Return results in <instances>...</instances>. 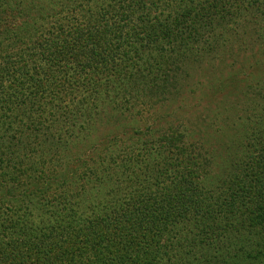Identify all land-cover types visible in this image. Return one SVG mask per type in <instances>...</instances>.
<instances>
[{
  "label": "trees",
  "instance_id": "1",
  "mask_svg": "<svg viewBox=\"0 0 264 264\" xmlns=\"http://www.w3.org/2000/svg\"><path fill=\"white\" fill-rule=\"evenodd\" d=\"M242 9L252 16L264 15V0H0V183L22 193L20 198H27V206L35 202L55 208L49 216V232L42 233L39 242L24 238L25 250L23 241L20 248L16 247L15 222L0 218V235H10L6 244L19 250L6 252L0 239V264H264V88L256 94L261 120L256 123L253 144L258 148H251L253 156L244 162L236 155L226 160L229 164L221 176L223 184L213 180L216 196L204 185L206 167L213 172L212 159L199 163L193 157L186 158L181 160L183 171L169 175L168 187L161 188V180L142 182L154 190L146 187L135 195H122L118 187L110 194L108 205L103 204L94 217L86 219L78 216L74 208L78 204L70 206L69 201L80 197L86 209L85 202L97 201L107 188L114 189L110 186L116 185L111 184L115 156L107 153L114 141L106 135L101 137L96 141L100 148L92 155L90 147L84 151L73 137L63 139L66 144L61 139L55 143L49 159L60 154L56 147L68 150V145L74 144V149L82 148L77 160L69 159L66 166L76 179L65 178L66 170L55 177L68 180L66 192H57L54 187L63 185L55 180H44L45 174L38 173L36 163L14 159L22 150L27 153L29 131L45 118L43 110L35 115L39 105L33 99L40 89L54 95L53 104L58 99L60 107L59 117L47 120L49 127L63 121L83 128L90 118L97 119L89 107L90 97L99 95L101 85L102 78L94 83V77L103 75L95 70L96 60L114 69L116 61L129 64L133 56L146 53L150 64L144 61L142 67L136 66L137 71L152 75L154 93L168 94L179 85L176 74H187L186 61L197 59L198 50L212 52L215 44L205 35L219 30L221 36ZM54 16L56 21L52 19L48 26L47 20ZM215 42L220 43L218 37ZM176 62L180 70L174 67ZM152 67L161 70L163 79L158 72L154 77ZM69 70L80 76L76 87L81 86L86 93L80 100H65L67 96L58 83V78L68 80L64 71ZM38 73H44V80L25 86L24 82L32 81L33 74ZM87 76L92 78L86 80ZM236 76L234 73L227 78L235 82ZM225 82L213 81L206 92L216 94ZM19 125L28 129L26 135L17 128ZM244 144L239 142L236 149L243 151ZM256 149L260 151L255 156ZM180 151V155L185 153ZM134 162L138 160L128 157L123 166L127 180L119 186L129 188L134 176L145 177ZM238 171L243 175L239 183ZM233 180L235 185L242 184L239 189L233 188ZM52 189L55 196L39 200ZM182 220L191 227L180 225ZM169 225L172 230L163 234Z\"/></svg>",
  "mask_w": 264,
  "mask_h": 264
},
{
  "label": "rangeland",
  "instance_id": "2",
  "mask_svg": "<svg viewBox=\"0 0 264 264\" xmlns=\"http://www.w3.org/2000/svg\"><path fill=\"white\" fill-rule=\"evenodd\" d=\"M50 18H48L50 21L46 19L48 26L52 19L53 22L56 21L55 16ZM226 28L222 30L221 36L217 34L219 30L205 35L206 40L210 39L215 44L212 46V52L206 54V50H198L197 59L193 58L189 63L186 61L188 64L187 74L179 72L176 74L175 79L178 80L179 85L175 90H170L168 94L154 93L150 85L152 75L147 77L145 72L137 71L136 66L142 67L144 61L150 64L146 53H142L138 57L133 56L129 64L116 61L114 69L106 62L102 63L96 60L94 62L95 70L103 75L98 74L97 78L94 77V83L101 77L99 84L102 86L100 85L99 95L96 98L95 96L90 97L89 107H92L91 113L94 112L97 119L90 118L82 125L83 128H79V124L63 121L49 127L47 120L53 121L59 117L60 107L57 105L58 99L53 104L54 95L49 96L48 92L43 93L40 89L33 99L39 105L35 115L43 110L45 118L40 119L42 123L36 122L34 131H29L30 147L27 153L22 150L17 153L14 159L36 163L38 173L41 171L45 174L44 180H55L57 184L63 185V187H58L59 185L54 187L57 192H66L70 185V183L65 185L68 180L63 181L55 177L60 176L59 173L66 170L65 178L76 179V174L68 170L66 166L69 159L77 160L76 157L80 155L82 149L80 147L84 146V151L90 147L92 155L100 148V142L96 144V141H99L101 137L106 135L110 141H114L107 152L115 156L113 158V174L111 175L114 177L111 184L116 183V185L110 186L114 189L107 188L97 201L85 202V205L88 206L86 209L82 206L84 203L80 204V197L69 201L70 206L78 204L74 205L78 216L82 215L86 219L94 217L103 204L108 205L112 198L110 194L118 187L122 190L120 191L122 195L134 194L137 191L141 192L146 187L150 188L148 184H142V182L161 180V188L168 187L170 185L169 175L175 173L176 170H182L184 163L181 160L186 158L193 157L199 163L202 159L203 161H207L208 158L212 159L213 172L209 167H206L208 175L205 177L204 185L211 195L216 196L218 192L213 187L215 185H212L213 180L223 184L221 176L229 164L226 160L230 156L234 158L236 155L240 162H244V160L252 158L251 148L252 150L258 148V144H253L255 143L256 135L253 132L257 127L256 123L261 120V113L256 110V104L260 102L256 94L259 89L264 88V15L252 16L247 9H242L239 17L234 15L233 20ZM103 30L104 28H100L101 32ZM216 37L220 40L218 45L215 42ZM187 55L188 59H191L190 51ZM175 66H178L180 70L177 62L174 64ZM151 71L154 77L158 72V75H161L160 77L163 79L164 76L160 69L152 67ZM64 72L69 74L68 80L63 82L58 78V83H60L63 94L67 96L65 100L68 98L70 101L74 97L80 100L84 92L81 86L76 87L79 74L72 70ZM234 73H237L236 78L238 79L235 82L227 78L228 75ZM132 77L135 78L132 79ZM44 78V73L33 74L32 81L28 79L24 83L25 86H28L38 79L43 81ZM91 78L87 76L86 80ZM215 80L226 81L225 86H221L216 94L210 96L206 92V87ZM88 84L93 85L90 81ZM48 87H46L47 90ZM30 90L33 89L30 88ZM84 94L86 96V93ZM245 98L247 99L245 100ZM64 105L66 104L63 103ZM10 117L12 120L13 114ZM245 117L246 119H244ZM24 121H27L26 117H24ZM17 122L16 119L14 124ZM17 128H20L24 135L28 132L24 126L19 125ZM244 128L247 129V133ZM25 137L21 138V142ZM68 137L75 138L78 141L76 145H80V147L74 149L76 146L74 144V146L68 145V150L56 147L60 154L49 159L55 143L61 139V143L66 144L63 139ZM41 142H45V145ZM239 142H245L243 151L236 149ZM180 150H184L185 153L180 155ZM259 151V149L253 151L255 156ZM128 157L138 160L137 164L134 162V167L143 169L142 173L145 177L134 176L129 188H126L125 184L119 185L127 180L124 173L126 169L123 166ZM221 161L222 165H219ZM179 163L180 165H178ZM10 169L11 167L7 165V170ZM237 176L239 183L243 175L238 171ZM47 181L40 182L43 184ZM234 182L233 180V188L239 189L242 184L235 185ZM138 183L141 185L137 186ZM150 189L154 190V188ZM21 194L18 190L12 191L11 187L6 186L5 183H0V218L7 222H15L13 237L17 240L16 247L20 248L21 241H23L25 250L24 238L39 242L41 234L49 232L52 224V219L49 216L52 217L55 208L53 209L47 204L36 205L35 202L27 206V198L24 197V201H22ZM229 195L230 192L226 198ZM53 196H55L54 189L46 198L39 200L48 201ZM34 200H36L35 197ZM65 202L64 200L63 203L65 204ZM70 206L66 207L70 208ZM180 222V225H191L186 220ZM171 226L169 225V230H165L163 234L170 232ZM177 230L184 232L185 229L177 228ZM9 236L0 235L3 249L6 252L15 251L17 253L19 250L6 244ZM116 249L118 248L116 247Z\"/></svg>",
  "mask_w": 264,
  "mask_h": 264
}]
</instances>
